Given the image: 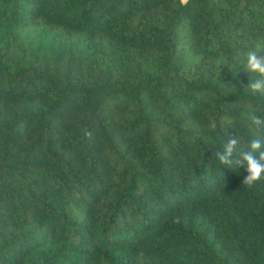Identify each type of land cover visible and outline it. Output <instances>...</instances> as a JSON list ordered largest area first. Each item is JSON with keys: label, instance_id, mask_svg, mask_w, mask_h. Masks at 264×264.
<instances>
[{"label": "trees", "instance_id": "obj_1", "mask_svg": "<svg viewBox=\"0 0 264 264\" xmlns=\"http://www.w3.org/2000/svg\"><path fill=\"white\" fill-rule=\"evenodd\" d=\"M249 51L264 0H0V264H264Z\"/></svg>", "mask_w": 264, "mask_h": 264}, {"label": "clouds", "instance_id": "obj_2", "mask_svg": "<svg viewBox=\"0 0 264 264\" xmlns=\"http://www.w3.org/2000/svg\"><path fill=\"white\" fill-rule=\"evenodd\" d=\"M246 69L257 77L252 79L247 88L253 94L264 96V55L249 51L246 55ZM250 120L257 130L264 131V117L253 114ZM86 134L91 137V132ZM234 153L237 156L235 161L230 159ZM216 157L222 165L243 166L247 172L243 184L249 188L264 180V140L253 139L249 144L244 145L239 137H230L223 143L222 150L217 151Z\"/></svg>", "mask_w": 264, "mask_h": 264}]
</instances>
